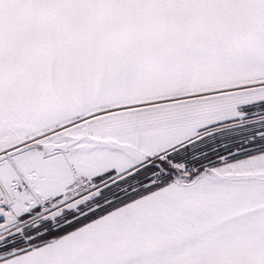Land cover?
<instances>
[{"label": "snow or ice", "instance_id": "1", "mask_svg": "<svg viewBox=\"0 0 264 264\" xmlns=\"http://www.w3.org/2000/svg\"><path fill=\"white\" fill-rule=\"evenodd\" d=\"M0 264H264V0H0Z\"/></svg>", "mask_w": 264, "mask_h": 264}]
</instances>
